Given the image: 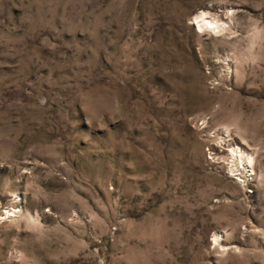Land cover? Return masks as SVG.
<instances>
[{
    "label": "rangeland",
    "instance_id": "rangeland-1",
    "mask_svg": "<svg viewBox=\"0 0 264 264\" xmlns=\"http://www.w3.org/2000/svg\"><path fill=\"white\" fill-rule=\"evenodd\" d=\"M0 264H264V0H0Z\"/></svg>",
    "mask_w": 264,
    "mask_h": 264
},
{
    "label": "bare ground",
    "instance_id": "bare-ground-1",
    "mask_svg": "<svg viewBox=\"0 0 264 264\" xmlns=\"http://www.w3.org/2000/svg\"><path fill=\"white\" fill-rule=\"evenodd\" d=\"M198 18L201 19V21L203 22V24L200 26L201 28H210V29H217V31H221L222 28H224V23L221 22L217 19H210V20H206L204 17H203V14H201V16H198ZM226 26V25H225ZM239 152V151H238ZM237 151L233 150V155H237L239 154ZM239 156L238 158L241 159L242 158V154L241 155H237ZM249 159V158H248ZM250 163V161H249Z\"/></svg>",
    "mask_w": 264,
    "mask_h": 264
}]
</instances>
